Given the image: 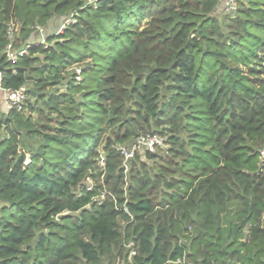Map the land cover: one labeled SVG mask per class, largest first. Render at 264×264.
<instances>
[{"label":"trees","instance_id":"obj_1","mask_svg":"<svg viewBox=\"0 0 264 264\" xmlns=\"http://www.w3.org/2000/svg\"><path fill=\"white\" fill-rule=\"evenodd\" d=\"M236 2L0 0L26 95L0 109V264H264V0ZM145 134L165 155L125 160Z\"/></svg>","mask_w":264,"mask_h":264},{"label":"built area","instance_id":"obj_2","mask_svg":"<svg viewBox=\"0 0 264 264\" xmlns=\"http://www.w3.org/2000/svg\"><path fill=\"white\" fill-rule=\"evenodd\" d=\"M236 4H237L236 0H223L222 8L224 12L228 14H233L237 8ZM74 22H75L74 18L72 16L69 17L61 24L60 31L64 28V26ZM39 32H42V30L39 29ZM43 42L44 40L41 39L39 43L44 44ZM23 54H24V50L11 52L10 46L7 47V56L10 61L14 62L17 56H22ZM1 80H2V73L0 71V91L3 93L4 109L20 110L23 103L26 100L25 89L20 88L17 91L4 90L1 88ZM162 145L165 146L164 139L162 137H159L158 135L145 134L139 136L129 150H126L125 148L121 147L120 151L124 155L125 160H128L132 158L133 154L138 150L153 152L155 149L161 147ZM259 155L261 158V162L264 163V146L259 150ZM95 201L97 200L95 199ZM133 254L134 252L131 251L129 256H132ZM179 261L180 260H178L177 263H179ZM115 264H124V263L117 262Z\"/></svg>","mask_w":264,"mask_h":264},{"label":"rangeland","instance_id":"obj_3","mask_svg":"<svg viewBox=\"0 0 264 264\" xmlns=\"http://www.w3.org/2000/svg\"><path fill=\"white\" fill-rule=\"evenodd\" d=\"M143 25H144V23H141V24L139 25V27H142ZM58 32H60V26H58L57 29H56L52 34H51V33H50V34H46V36L43 37V38L52 37L53 35L57 34ZM43 43L45 44V42H43ZM0 109H4V101H3V98H2V96H1V94H0ZM166 150H167V146L162 145L161 147H158L157 149H155V150L153 151V153H154L157 157L161 158V157H163V156L165 155ZM158 160H159V159H158ZM25 161H26V162L29 161V156H28V154L26 155V159H25ZM158 163H159V162H158ZM150 164H152V162H150ZM125 165H126V164H125ZM127 168H128V163H127V165L125 166V169H127ZM87 183H88V185H91L89 181H88Z\"/></svg>","mask_w":264,"mask_h":264},{"label":"crops","instance_id":"obj_4","mask_svg":"<svg viewBox=\"0 0 264 264\" xmlns=\"http://www.w3.org/2000/svg\"><path fill=\"white\" fill-rule=\"evenodd\" d=\"M59 25H60V20L53 19L51 22H49V24L44 29H42V32H39L34 36V39L36 40L45 39L43 37H45L46 34H50V33L52 34ZM0 94L3 98V93L1 91H0Z\"/></svg>","mask_w":264,"mask_h":264}]
</instances>
